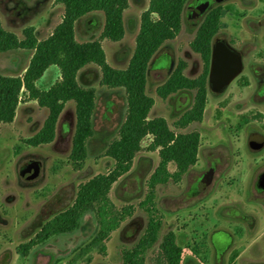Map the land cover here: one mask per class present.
Returning a JSON list of instances; mask_svg holds the SVG:
<instances>
[{"label": "rangeland", "instance_id": "374dc122", "mask_svg": "<svg viewBox=\"0 0 264 264\" xmlns=\"http://www.w3.org/2000/svg\"><path fill=\"white\" fill-rule=\"evenodd\" d=\"M149 1L128 0L123 12L124 35L119 41L100 39L105 21L100 11L88 13L76 22V40H99L107 63L113 68H126L135 48L141 15ZM249 4L254 8L245 9L238 0L222 4L224 17L221 22L244 39L250 34L241 16H264V0H250ZM62 15L63 6L55 0H0L1 25L19 39L24 38L23 31L28 27L34 28L38 40L45 39L60 23ZM194 32L190 19L183 12L179 34L160 47L147 71L146 93L154 99L148 117H163L176 133L198 131L200 147L195 165L179 182L169 181L155 187L154 214L162 226L157 241L144 254V264H164L160 244L168 232L175 235L176 244L182 248L180 264H264V209L247 204L244 191L241 203L235 204L238 196L233 166V129L229 130L233 120L220 119L218 100L208 93L201 122L176 128L174 122L191 107L194 92L181 90L166 99L156 94L157 87L180 61L186 63L185 76L194 78L200 74L202 61L190 48ZM31 53L24 49L0 53V74H22ZM253 53H258V49L254 48ZM59 76L57 66L51 65L36 81V86L47 90ZM77 79L82 87L94 88L96 95L93 133L86 143L87 156L78 166L68 158L75 127L73 102L65 104L57 119L54 139L49 144L34 147L27 143L41 129L48 110L25 95L20 98L13 121L0 124V264H121L123 252L131 250L145 231L148 214L140 203L147 192L146 181L158 162L157 154L147 150L150 138L142 141L131 170L114 183L108 193L115 210L129 208L130 214L123 217L107 237L98 238L100 226L95 210H87L74 224L65 221L67 229L63 232L43 238L48 224L72 206L78 186L113 168L114 160L105 152L118 136L126 115L124 90L103 85L98 66L83 67ZM208 149L216 155L223 149L229 151L227 163L221 166L211 188L189 197L186 192L203 169ZM247 159L245 156L243 163L246 164ZM29 161L40 164L35 179H24L19 174ZM168 169L172 172L174 164L170 163ZM249 173L250 167L246 165L242 173L243 187H246ZM234 206L250 213L255 224H243L238 232V222L233 218ZM219 229L233 237L222 260L215 258L210 241L212 232Z\"/></svg>", "mask_w": 264, "mask_h": 264}, {"label": "trees", "instance_id": "16d2710c", "mask_svg": "<svg viewBox=\"0 0 264 264\" xmlns=\"http://www.w3.org/2000/svg\"><path fill=\"white\" fill-rule=\"evenodd\" d=\"M190 0H150L142 13L139 32L135 38L133 54L124 69L111 67L99 40L78 42L75 24L88 13L100 11L105 21L100 39L119 41L124 35L123 12L128 0H55L63 6L59 24L45 39L38 40L34 28L23 31L24 38L6 31L0 21V53L17 49L31 51V57L22 74L8 76L0 74V124L11 123L22 95L37 101L48 110L41 129L27 143L37 147L49 144L55 135L57 119L67 102L75 105V127L69 160L78 166L87 156L86 143L92 136V116L95 110V89L82 87L77 79L79 71L94 64L101 71V83L110 88H122L126 96V115L106 155L114 160L113 168L105 174H97L80 184L74 203L48 224L43 238L67 229L65 221L74 224L87 210H95L98 218L99 239L108 236L123 217L130 214L129 208L115 210L108 199L114 183L126 175L132 167L141 143L150 138L147 150L156 152L158 157L150 177L146 181L147 192L140 206L148 214L143 235L131 249L123 252L121 264H144V254L158 239L161 220L155 218V187L169 181L177 183L196 163L200 145V133L190 131L176 133L170 129L163 117L149 118L154 105L153 97L146 93L149 63L167 41L173 40L180 32L182 14ZM221 12L211 10L198 26L190 42L191 49L205 62L204 71L196 78L184 75L185 63L180 61L167 79L157 87L156 94L161 99L181 90H194L192 105L174 122L176 128H185L192 123H200L206 106V75L210 56V41L217 32ZM55 65L59 78L47 90L36 86L48 69ZM174 164L171 172L168 165ZM164 264H180L182 248L176 244L175 235L168 232L160 244Z\"/></svg>", "mask_w": 264, "mask_h": 264}, {"label": "flooded vegetation", "instance_id": "af4514ba", "mask_svg": "<svg viewBox=\"0 0 264 264\" xmlns=\"http://www.w3.org/2000/svg\"><path fill=\"white\" fill-rule=\"evenodd\" d=\"M228 1L230 0H190L185 5L183 12H186L192 28L195 29L194 35L200 23L211 10L218 9L221 12L217 32L210 41V56L205 81L206 98L208 93L217 98L221 120H233V126L229 127V130L233 129V158H235L233 166L236 171L235 184H237L236 194L238 196L235 204L241 203L240 197L244 191L247 204L264 209V16H248L249 14L241 16L250 34L248 39H244L231 32L221 22L224 17L222 4ZM238 1L242 2L245 9L254 8V5L249 4L250 0ZM217 44L231 52V54H227V59L222 63L221 72L231 74L238 58L240 70L225 86L215 92L209 82V73L212 63V50ZM254 48L258 49V53H253ZM200 59L202 61L201 74L204 71L205 62L201 56ZM172 63L171 61L168 66L169 71L170 65L172 69ZM188 91L194 92V90ZM206 151L205 165L186 192L189 197L211 188L221 166L223 163H227L226 156L228 157L229 151L226 149L217 155L209 149ZM245 156L248 157L246 164L243 163ZM246 165L250 167V173L247 176L246 187H243L242 173ZM204 180H208L205 185H203ZM233 214L234 220L238 222V232H241L243 224L247 226L255 224L250 213L242 212L235 206L233 207ZM210 241L214 248L215 258L222 260L233 242V237L227 231L219 229L212 232ZM251 264L255 263L252 262Z\"/></svg>", "mask_w": 264, "mask_h": 264}, {"label": "water", "instance_id": "95a60500", "mask_svg": "<svg viewBox=\"0 0 264 264\" xmlns=\"http://www.w3.org/2000/svg\"><path fill=\"white\" fill-rule=\"evenodd\" d=\"M227 54H231L222 45L217 44L212 50V63L209 73V82L212 85V89L217 92L223 86H225L230 79H232L240 70V60L236 59L235 67L231 74H225L221 72V65L227 59ZM171 70V65H170ZM40 171V164L38 161H29L24 164L19 174L24 179H35L38 177ZM208 180H204L203 185L207 183Z\"/></svg>", "mask_w": 264, "mask_h": 264}, {"label": "crops", "instance_id": "0c3cea01", "mask_svg": "<svg viewBox=\"0 0 264 264\" xmlns=\"http://www.w3.org/2000/svg\"><path fill=\"white\" fill-rule=\"evenodd\" d=\"M152 153H156V152H152Z\"/></svg>", "mask_w": 264, "mask_h": 264}]
</instances>
